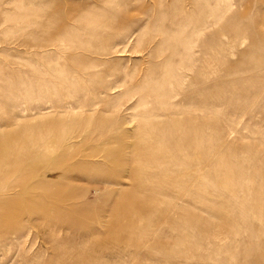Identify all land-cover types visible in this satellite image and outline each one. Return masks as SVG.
I'll return each mask as SVG.
<instances>
[{
	"label": "rangeland",
	"instance_id": "rangeland-1",
	"mask_svg": "<svg viewBox=\"0 0 264 264\" xmlns=\"http://www.w3.org/2000/svg\"><path fill=\"white\" fill-rule=\"evenodd\" d=\"M0 264H264V0H0Z\"/></svg>",
	"mask_w": 264,
	"mask_h": 264
}]
</instances>
